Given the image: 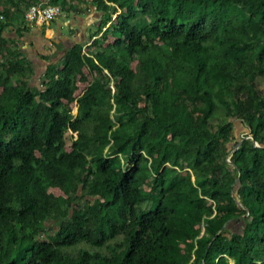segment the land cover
Returning a JSON list of instances; mask_svg holds the SVG:
<instances>
[{"label":"trees","instance_id":"obj_1","mask_svg":"<svg viewBox=\"0 0 264 264\" xmlns=\"http://www.w3.org/2000/svg\"><path fill=\"white\" fill-rule=\"evenodd\" d=\"M38 3L101 16L33 86ZM0 264H264V0H0Z\"/></svg>","mask_w":264,"mask_h":264},{"label":"crops","instance_id":"obj_2","mask_svg":"<svg viewBox=\"0 0 264 264\" xmlns=\"http://www.w3.org/2000/svg\"><path fill=\"white\" fill-rule=\"evenodd\" d=\"M87 10L89 12L85 15L84 11L71 12L68 16L60 15L42 24H25L26 30L17 27L6 29L4 35L15 39L21 52L32 64L30 84L39 86L47 67L56 63L67 48L88 40L95 23L100 19L101 11L90 4Z\"/></svg>","mask_w":264,"mask_h":264},{"label":"built area","instance_id":"obj_3","mask_svg":"<svg viewBox=\"0 0 264 264\" xmlns=\"http://www.w3.org/2000/svg\"><path fill=\"white\" fill-rule=\"evenodd\" d=\"M61 13L58 5H43L42 3L33 4L25 13V19L30 25L48 22Z\"/></svg>","mask_w":264,"mask_h":264},{"label":"rangeland","instance_id":"obj_4","mask_svg":"<svg viewBox=\"0 0 264 264\" xmlns=\"http://www.w3.org/2000/svg\"><path fill=\"white\" fill-rule=\"evenodd\" d=\"M86 11H84L83 15L87 14L89 11L87 9H85ZM115 16V15H114ZM113 16V17H114ZM88 40H84L82 42L84 48L86 47L87 44L90 43V41L87 43ZM72 114L73 115H76L77 114V106L75 105V103L73 104V107H72ZM246 129L244 127L241 126V124L239 123V121H235V129H234V134L235 136L238 138V137H241V136H248L250 137V134L248 133L246 135ZM53 191L56 193V194H59V191L57 189H53Z\"/></svg>","mask_w":264,"mask_h":264},{"label":"water","instance_id":"obj_5","mask_svg":"<svg viewBox=\"0 0 264 264\" xmlns=\"http://www.w3.org/2000/svg\"><path fill=\"white\" fill-rule=\"evenodd\" d=\"M248 136H243V138H241L238 142H237V144L236 145H239L240 144V142L243 140V139H245V138H247ZM250 137H251V135H250ZM254 145L255 146H258V144H257V142L256 141H254ZM236 146H233L232 148H231V150L232 149H234ZM227 162H229V163H231V161H230V159L229 158H227ZM238 202V201H237ZM238 204H240L241 205V203L240 202H238ZM241 206H243V205H241ZM244 207V206H243Z\"/></svg>","mask_w":264,"mask_h":264}]
</instances>
